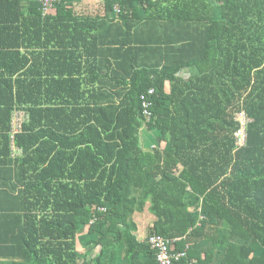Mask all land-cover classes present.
Returning <instances> with one entry per match:
<instances>
[{
  "label": "trees",
  "instance_id": "trees-1",
  "mask_svg": "<svg viewBox=\"0 0 264 264\" xmlns=\"http://www.w3.org/2000/svg\"><path fill=\"white\" fill-rule=\"evenodd\" d=\"M76 5L0 0V256L158 264L157 234L185 252L175 264H210L206 241L225 245L220 264H264V0H104L102 17ZM137 5L109 72L87 79L95 54L78 48Z\"/></svg>",
  "mask_w": 264,
  "mask_h": 264
},
{
  "label": "crops",
  "instance_id": "crops-1",
  "mask_svg": "<svg viewBox=\"0 0 264 264\" xmlns=\"http://www.w3.org/2000/svg\"><path fill=\"white\" fill-rule=\"evenodd\" d=\"M155 1V0H153ZM173 1V0H170ZM26 6V2L23 1V7ZM147 5H137V14L134 15L132 18V21L126 20L124 21H115L116 25H111L106 23H101L99 26V30L97 32V41L98 46L94 48V46H91L89 50H82L78 48V52L84 54L86 56L85 52L87 51L91 56L95 54L94 57H92L93 61H90L91 63L87 64L85 71L90 72L91 75L87 77V79L92 78L96 72H109V61L113 64L114 63V57L116 54L120 53L115 50V46H119L115 40L116 37V31L120 34L121 41H125L129 38V29L128 25L130 22H133L134 25L139 22V18L142 15V9ZM76 11L79 15H88L91 17H102L104 16L105 10H104V0H78V5L75 7ZM115 11L113 12V14ZM118 25V27H117ZM121 27V28H119ZM118 34V35H119ZM84 69V66H81L78 64V71H81ZM182 76H187L188 71L182 70L180 72ZM86 86L91 87L90 83ZM15 153V151H14ZM141 214V213H140ZM142 216V217H141ZM152 220L151 214L149 216H145V212L137 216V219H135L137 224V230L139 232V236L143 238L144 236V229L145 226ZM141 222V223H140ZM207 242V243H206ZM203 244V250L204 248L207 250V252L210 254L212 258V262L210 264H220L223 260L222 256L225 252V245L214 243L212 241H206ZM10 259H4L0 256V264H10Z\"/></svg>",
  "mask_w": 264,
  "mask_h": 264
},
{
  "label": "built area",
  "instance_id": "built-area-1",
  "mask_svg": "<svg viewBox=\"0 0 264 264\" xmlns=\"http://www.w3.org/2000/svg\"><path fill=\"white\" fill-rule=\"evenodd\" d=\"M55 0H40L41 2V12L45 14L49 9L52 8ZM119 4H114V10L118 9ZM151 93L152 90H149ZM143 99V96H141ZM146 120L149 118V113L145 110L143 112ZM235 119L239 122V127L234 132L235 146L240 147L244 144L246 140L245 127L249 119L246 117L244 112L240 111L235 114ZM20 120H22L20 118ZM20 129V122H12V131L15 132ZM102 208H99L101 210ZM103 210V209H102ZM175 238H166L157 234L150 235L148 237V243L150 248L155 250L156 261L158 264H175L180 260V258L185 256L184 251H178L174 249ZM193 264V263H188Z\"/></svg>",
  "mask_w": 264,
  "mask_h": 264
},
{
  "label": "rangeland",
  "instance_id": "rangeland-1",
  "mask_svg": "<svg viewBox=\"0 0 264 264\" xmlns=\"http://www.w3.org/2000/svg\"><path fill=\"white\" fill-rule=\"evenodd\" d=\"M21 117H22V116H21L19 113H17V114L13 117L14 122H15V123H18V122L20 121V118H21ZM142 133H143L144 138L147 137V136L145 135V131H143ZM141 217H142V216H141ZM140 223H141V222H140Z\"/></svg>",
  "mask_w": 264,
  "mask_h": 264
},
{
  "label": "water",
  "instance_id": "water-1",
  "mask_svg": "<svg viewBox=\"0 0 264 264\" xmlns=\"http://www.w3.org/2000/svg\"><path fill=\"white\" fill-rule=\"evenodd\" d=\"M179 75H181L182 76V74L179 72Z\"/></svg>",
  "mask_w": 264,
  "mask_h": 264
}]
</instances>
